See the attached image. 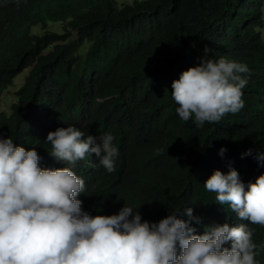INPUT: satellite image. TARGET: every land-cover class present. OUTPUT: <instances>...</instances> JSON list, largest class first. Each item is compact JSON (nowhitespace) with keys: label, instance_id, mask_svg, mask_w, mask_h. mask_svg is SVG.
I'll return each instance as SVG.
<instances>
[{"label":"trees","instance_id":"obj_1","mask_svg":"<svg viewBox=\"0 0 264 264\" xmlns=\"http://www.w3.org/2000/svg\"><path fill=\"white\" fill-rule=\"evenodd\" d=\"M262 1L0 0V106L32 67L11 118L0 112V138L41 156L51 151L44 137L59 115L94 136L114 135L115 170L93 171L82 205L93 216L138 204L144 220L206 203L196 198L208 167L202 148L205 156L215 145L264 144V94H250L214 127H197L178 117L171 82L199 64L206 46L209 59H246L264 77ZM99 199L108 206L101 211ZM257 237L264 245V229Z\"/></svg>","mask_w":264,"mask_h":264},{"label":"clouds","instance_id":"obj_2","mask_svg":"<svg viewBox=\"0 0 264 264\" xmlns=\"http://www.w3.org/2000/svg\"><path fill=\"white\" fill-rule=\"evenodd\" d=\"M21 2L17 0L18 6ZM242 7L238 3L235 8ZM261 15L264 37V6ZM208 51L206 46L199 64L171 82L178 117L192 119L197 127H214L226 114L243 109L250 94H264L263 71L256 73L246 59L225 54L209 59ZM27 70L10 112L3 105L15 83L4 92L3 117L11 118L16 93L32 67L19 75ZM79 108L71 113L78 115ZM62 117L50 122L44 138L51 151L41 156L35 147L14 143L10 136L0 138V264L262 263L264 245L256 239L264 229L263 143L215 145L206 148L205 156L202 148L208 167L196 198H206V203L188 202L167 216L144 220L140 207L134 208L138 204L93 216L82 205L91 196L93 171L115 170V137L94 136ZM33 123L28 122L31 127ZM96 202L102 204L100 211L108 207L104 199Z\"/></svg>","mask_w":264,"mask_h":264},{"label":"rangeland","instance_id":"obj_3","mask_svg":"<svg viewBox=\"0 0 264 264\" xmlns=\"http://www.w3.org/2000/svg\"><path fill=\"white\" fill-rule=\"evenodd\" d=\"M121 1L124 2V0H121ZM28 74H29V70L25 71V73L21 77L18 78V80L15 82V84L7 92L8 99L4 102L3 111L10 112V108H11L12 104L15 102L14 94H15L17 88L21 85V83L28 76Z\"/></svg>","mask_w":264,"mask_h":264}]
</instances>
